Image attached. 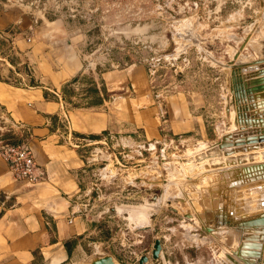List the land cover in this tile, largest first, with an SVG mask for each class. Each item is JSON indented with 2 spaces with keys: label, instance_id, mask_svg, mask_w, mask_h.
Listing matches in <instances>:
<instances>
[{
  "label": "rangeland",
  "instance_id": "1",
  "mask_svg": "<svg viewBox=\"0 0 264 264\" xmlns=\"http://www.w3.org/2000/svg\"><path fill=\"white\" fill-rule=\"evenodd\" d=\"M65 1L59 12L67 23L84 24L89 55L107 59L113 68L143 65L152 96L162 99L166 113L159 123L161 141L155 150L146 145L101 147L86 163L75 212L85 235L98 253L111 255L115 264H137L140 256L150 257L156 238L165 242L166 260L160 258L159 264H245L236 254L241 239L230 236L232 227L214 231L200 223L214 174L213 180L210 174L184 176L193 167L188 161L192 153L217 146L225 134L239 130L237 111L242 126L250 120L252 128L255 123L264 130V95L257 100L254 94L251 100L241 95L235 105L229 80L235 66L246 65V73L251 74V65L264 62L263 53L257 52L263 47L258 44L263 43L264 0H113L112 8L104 5L92 20L89 3ZM69 6L76 11L69 13ZM251 81L238 78L237 85L246 83L251 88ZM177 95L185 97L189 119L205 131L204 144L191 150L181 143L188 134L174 136L167 127V98ZM233 165L227 166L228 171ZM190 180H195L191 186ZM221 229L224 238L212 235Z\"/></svg>",
  "mask_w": 264,
  "mask_h": 264
},
{
  "label": "crops",
  "instance_id": "2",
  "mask_svg": "<svg viewBox=\"0 0 264 264\" xmlns=\"http://www.w3.org/2000/svg\"><path fill=\"white\" fill-rule=\"evenodd\" d=\"M81 1L89 3L92 20L113 0ZM64 3L0 0V137L29 143L45 175L35 185L16 182L0 159V264H86L102 256L75 213L86 163L101 147L155 150L161 141L166 113L162 99L152 96L145 67L113 68L107 59H93L84 24L67 23L59 12ZM167 99L170 133L188 134L181 143L189 150L204 144V128L189 119L185 97ZM213 193L203 220L211 211L220 221V212L230 211V191ZM253 216L249 220L257 222Z\"/></svg>",
  "mask_w": 264,
  "mask_h": 264
},
{
  "label": "bare ground",
  "instance_id": "3",
  "mask_svg": "<svg viewBox=\"0 0 264 264\" xmlns=\"http://www.w3.org/2000/svg\"><path fill=\"white\" fill-rule=\"evenodd\" d=\"M263 44H264V42L261 44H258V45L263 46ZM262 48H261V50H263ZM255 51H256V49H255ZM257 52H259V55L261 52V55H262L264 50L263 51L257 50ZM263 55H264V53H263ZM260 63L258 65L254 64V65L250 66L251 68H254L253 72H257L256 74H260V72H264V62L261 64ZM259 66H262V68L257 69V67H259ZM232 67H234V66H232ZM247 67L248 66H246V65H245V67H236L235 66L233 68V70L230 72V79L229 80H231V81L235 80V84H237L238 78H245L247 76V73H246ZM242 69H245V70H242ZM233 71L235 73V75H234L235 78H232V76H231V73ZM256 79H259V78H253V80H256ZM233 92L234 91L232 89V95H233ZM259 92H257V93H259ZM241 95L242 94L240 92H238L237 98L239 99ZM234 97L235 96H233V99L235 101V105H237L238 100H235ZM262 110L263 109H261V108L259 109V111H262ZM242 113L243 112H241V114ZM237 122H238L237 128L239 130L225 134L224 138L222 140L223 143L220 142L217 146H214L212 148L205 146L202 148L201 152L197 153L195 151L194 153H192V156L188 159V161L191 164H193V167L191 170L188 171V173H189L188 177L184 176V178L194 179V178H197L199 176L208 175V174H210L209 176L211 177L212 176L211 174H214V176L216 177V179H214V181H215L213 183L214 185L213 186L211 185V187L208 186L209 190L205 189L206 195H207L206 190L209 191L208 193L211 192L210 193L211 196H209V194L207 195L208 197H210L208 199V204H206L207 207H208V205L212 204V193L214 191H216L218 189L222 193H225V191L226 192L230 191V197H231V200L229 202L230 211H224L223 210L224 212H222V215H224V217L220 221L218 220V218L216 217L215 214L211 213V211L204 214L205 218L202 222L200 221V223L206 224V226L208 224V227L204 226L206 230L207 229L211 230V228H212L215 231V229H217V228L229 226V227H232L230 229L233 230L231 233H229L230 236L235 237V238H238L237 236H239V239H240L241 235L245 236L246 234H249V233H253V234L256 233L258 235L257 238H260V240H262L261 241V244H262L261 248H262V250H264V130L262 129L263 126L259 127L255 123H254L255 127L252 128L253 122H251L250 120H246L245 122H243V124H245L246 126H242V121H241L239 111H237ZM246 130L253 131V132H255V134L263 133V135L260 137L257 135L252 136V134L248 133ZM244 145H248L249 147L246 148ZM227 147H230V148L226 149ZM230 165H233V167L230 168L231 169L230 171H228L229 168H227V166H230ZM258 174L261 175V178H259V179L250 180V178H248L250 176L252 177V176H256ZM178 176H182V175H178ZM201 178H199V179H201ZM204 178H206V177H204ZM209 178H207V179H209ZM211 179L213 180V176ZM211 179H209V181ZM195 180H193V182ZM200 181L202 184L203 183L202 180H200ZM190 182H192V181L190 180ZM193 182H192V184H189V182H188V184L191 186V185H193ZM197 182L198 181L195 182L196 185H197ZM203 184H206V183L204 182ZM197 186L200 187V185H197ZM197 186H195V187L192 186V187L197 188ZM205 188H207V187H205ZM195 190H197V189H195ZM233 191L236 194H234ZM195 193H197V192H195ZM225 196H227V195H225ZM228 196H229V193H228ZM213 197H215L214 193H213ZM218 198H219V196H218ZM236 198H238V199H236ZM235 200H237L238 202H235ZM219 201H221V200H219ZM214 204L216 206V203H214ZM218 204H220V203L218 202ZM225 205L227 207V204H225ZM226 207H224V209ZM229 209H227V210H229ZM216 211L218 212V210H216ZM252 215H254L253 217L258 216L259 220L257 222H255L254 220H253L254 222L253 221L251 222L250 216H252ZM200 218H201V216H200ZM213 218H215V221H213L214 220ZM236 221H239V222H236ZM209 224H212V225H209ZM261 261H262V259H261Z\"/></svg>",
  "mask_w": 264,
  "mask_h": 264
},
{
  "label": "water",
  "instance_id": "4",
  "mask_svg": "<svg viewBox=\"0 0 264 264\" xmlns=\"http://www.w3.org/2000/svg\"><path fill=\"white\" fill-rule=\"evenodd\" d=\"M262 66L257 67V69H261ZM250 70H253L251 68ZM257 72H253L251 74H247L245 78H259L256 80L251 81V84H254L251 88L247 87V84H235V80H232V89H233V96H235V100H238V92H240L243 96V98L248 95V98L251 100L253 99L252 94H254V98L258 99L262 95H264V73L262 74H256ZM235 73L234 71L231 73L232 78L234 77ZM261 91V92H259ZM259 92V93H257ZM260 95V96H259ZM257 105V104H256ZM250 180L259 179L261 178V175L258 174L256 176H250L248 177ZM239 222V221H236ZM254 233L250 237H245L244 235H241V240L237 249V254L239 257H241V260L245 264H264V255L262 256L261 253V241L260 238H257L258 235ZM259 240V241H258ZM162 246L161 241L159 238H156L153 242V245L151 247L150 257L147 255H142L139 257L137 264H148L151 262V264H159L160 263V254H161ZM263 257V262H261V259ZM116 262V261H115ZM86 264H115L114 259L111 255H102V256H96L91 258L89 262Z\"/></svg>",
  "mask_w": 264,
  "mask_h": 264
},
{
  "label": "built area",
  "instance_id": "5",
  "mask_svg": "<svg viewBox=\"0 0 264 264\" xmlns=\"http://www.w3.org/2000/svg\"><path fill=\"white\" fill-rule=\"evenodd\" d=\"M0 159L5 163L8 174L16 182L35 185L45 178L29 143L25 141L12 143L0 137Z\"/></svg>",
  "mask_w": 264,
  "mask_h": 264
}]
</instances>
